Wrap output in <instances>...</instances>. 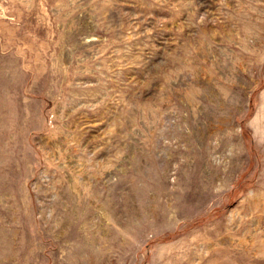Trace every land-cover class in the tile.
I'll return each mask as SVG.
<instances>
[{"label": "rangeland", "instance_id": "rangeland-1", "mask_svg": "<svg viewBox=\"0 0 264 264\" xmlns=\"http://www.w3.org/2000/svg\"><path fill=\"white\" fill-rule=\"evenodd\" d=\"M0 264H264V0H0Z\"/></svg>", "mask_w": 264, "mask_h": 264}, {"label": "bare ground", "instance_id": "bare-ground-1", "mask_svg": "<svg viewBox=\"0 0 264 264\" xmlns=\"http://www.w3.org/2000/svg\"><path fill=\"white\" fill-rule=\"evenodd\" d=\"M85 213V212H84ZM72 220V219H71ZM67 222V221H66ZM77 223V222H76ZM69 227H71V226H69ZM69 233V232H68ZM77 233V232H76ZM68 238V237H67Z\"/></svg>", "mask_w": 264, "mask_h": 264}]
</instances>
